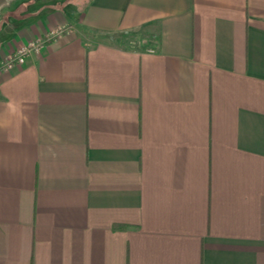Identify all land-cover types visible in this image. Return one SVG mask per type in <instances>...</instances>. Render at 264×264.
<instances>
[{
    "label": "crops",
    "instance_id": "1",
    "mask_svg": "<svg viewBox=\"0 0 264 264\" xmlns=\"http://www.w3.org/2000/svg\"><path fill=\"white\" fill-rule=\"evenodd\" d=\"M0 264H264V0H0Z\"/></svg>",
    "mask_w": 264,
    "mask_h": 264
},
{
    "label": "built area",
    "instance_id": "2",
    "mask_svg": "<svg viewBox=\"0 0 264 264\" xmlns=\"http://www.w3.org/2000/svg\"><path fill=\"white\" fill-rule=\"evenodd\" d=\"M65 30V25H57L48 30L43 36H35L29 39L26 43L20 44L17 48L9 54L3 62V66H10L15 63H22L25 56L31 51H38L43 45L44 41L50 39Z\"/></svg>",
    "mask_w": 264,
    "mask_h": 264
},
{
    "label": "rangeland",
    "instance_id": "3",
    "mask_svg": "<svg viewBox=\"0 0 264 264\" xmlns=\"http://www.w3.org/2000/svg\"><path fill=\"white\" fill-rule=\"evenodd\" d=\"M56 1L61 2V3H66L68 0H56ZM64 1H65V2H64ZM6 57H7V56H6ZM6 57H5V58H6ZM5 58H4V59H5ZM3 62H4V60H3Z\"/></svg>",
    "mask_w": 264,
    "mask_h": 264
}]
</instances>
